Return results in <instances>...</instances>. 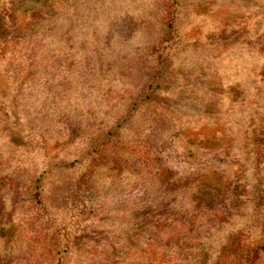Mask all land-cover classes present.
Listing matches in <instances>:
<instances>
[{
    "label": "rangeland",
    "instance_id": "374dc122",
    "mask_svg": "<svg viewBox=\"0 0 264 264\" xmlns=\"http://www.w3.org/2000/svg\"><path fill=\"white\" fill-rule=\"evenodd\" d=\"M0 264H264V0H0Z\"/></svg>",
    "mask_w": 264,
    "mask_h": 264
},
{
    "label": "trees",
    "instance_id": "16d2710c",
    "mask_svg": "<svg viewBox=\"0 0 264 264\" xmlns=\"http://www.w3.org/2000/svg\"><path fill=\"white\" fill-rule=\"evenodd\" d=\"M170 26H172V25H170Z\"/></svg>",
    "mask_w": 264,
    "mask_h": 264
}]
</instances>
